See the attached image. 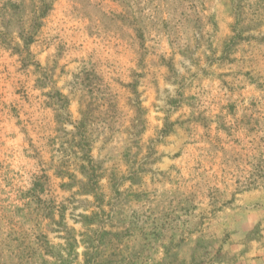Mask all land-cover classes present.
I'll use <instances>...</instances> for the list:
<instances>
[{
    "label": "rangeland",
    "instance_id": "374dc122",
    "mask_svg": "<svg viewBox=\"0 0 264 264\" xmlns=\"http://www.w3.org/2000/svg\"><path fill=\"white\" fill-rule=\"evenodd\" d=\"M0 264H264V0H0Z\"/></svg>",
    "mask_w": 264,
    "mask_h": 264
},
{
    "label": "trees",
    "instance_id": "16d2710c",
    "mask_svg": "<svg viewBox=\"0 0 264 264\" xmlns=\"http://www.w3.org/2000/svg\"><path fill=\"white\" fill-rule=\"evenodd\" d=\"M46 9H48V5H44L43 9H42V16H44ZM137 131L134 133L136 135Z\"/></svg>",
    "mask_w": 264,
    "mask_h": 264
}]
</instances>
